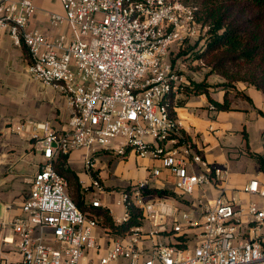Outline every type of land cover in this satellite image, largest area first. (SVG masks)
<instances>
[{"label": "built area", "instance_id": "built-area-1", "mask_svg": "<svg viewBox=\"0 0 264 264\" xmlns=\"http://www.w3.org/2000/svg\"><path fill=\"white\" fill-rule=\"evenodd\" d=\"M57 1L62 13L45 14L61 31L46 35L30 29L34 0H0V31L28 49L30 75L57 90L71 111L62 131L22 128L40 142L45 162L21 214L0 222V264H264V182L255 177L242 188L259 205L225 198L228 169L203 159L183 131L178 107L169 106L181 82L171 54L207 38L209 26L197 20V9L184 0ZM77 150L86 152L92 191L103 190L99 153L133 154L160 161L184 201L150 193L154 186L146 181L131 183L121 195L125 217L116 222L126 220L131 205L144 222L112 237L77 208L53 168L60 154ZM161 177L156 168L149 180ZM210 188L219 194L213 197ZM91 204L105 207L98 198Z\"/></svg>", "mask_w": 264, "mask_h": 264}, {"label": "crops", "instance_id": "crops-1", "mask_svg": "<svg viewBox=\"0 0 264 264\" xmlns=\"http://www.w3.org/2000/svg\"><path fill=\"white\" fill-rule=\"evenodd\" d=\"M34 4L37 12L30 21V29L38 30L46 35H54L60 32L61 29L50 26L48 17L45 14V11L62 13L60 3L57 0H34ZM30 63L31 58L28 49L24 45H14L9 35L0 31V145H4L3 148H0V166L3 165L4 159L9 160V155L15 156L13 160L14 167H11L13 174L11 175L16 180L21 179L20 177L23 176L20 172L16 173L15 170L22 161L18 158L21 150L25 147L24 145H32L34 150L37 148L42 157L40 142L31 141L28 132L22 129L24 125L45 124L56 131H62L66 128L71 114L66 101V107H62L60 102L56 104L54 98L53 112L50 113L54 117L53 122H50V124L45 123L47 112L40 105H44L46 97L44 91L34 87L35 79L27 72ZM8 85L11 86V89H7ZM237 90L248 96L253 105L241 97H237L234 98L233 103L235 110L217 112L211 110V104L207 97L202 95L197 97L199 101L190 98L184 106L178 107L176 112L182 123L183 131L194 141L195 147L199 150L203 159L208 163L228 169L229 173L222 184V187L226 190L225 198L230 199L234 191H239L240 199L250 202L255 198L244 194L242 192L243 186L255 177L264 182V173L252 157L253 154H264L262 139L264 117L259 114V112L264 113V93L244 83H238ZM223 94V92L219 93L218 97L214 99L222 101ZM229 97L233 99L232 94ZM57 110H59L60 116H58ZM63 115L66 116L65 121L60 118ZM31 120L35 122L29 123ZM85 154V150L73 151L69 155L68 162L71 169L79 176L80 183L86 191V199L91 204L96 197L95 191L90 189L92 178L85 169ZM105 157H109L108 170H106L107 167L103 162ZM114 159L120 160L117 163L116 170L111 169ZM98 160L101 166L97 164ZM127 161H131L134 164L133 168L136 170L144 165L145 170L140 171V176L143 179L146 177L149 179L152 171L149 166L154 163L152 159H141L133 154L124 159L115 158L107 153L97 155L96 170L100 175L101 184H106L111 189L110 193L114 191L112 187H117L112 176L119 178ZM78 162L83 163L81 171L76 166ZM137 162L140 163V166L136 165ZM41 164H38L36 172ZM252 164H255L256 168L251 172ZM156 168L162 169V177L160 181L155 182L154 188L172 190L174 179L170 172L158 165L154 166V169ZM132 181V183H136L143 180L134 179ZM164 183H169L171 187L164 185ZM128 186L125 185L122 188L119 207L112 208L106 204L104 198L101 199L115 221L125 217L126 209L121 204V195ZM29 191L23 190L17 183L0 187V205L2 207L0 222L10 221L21 214V207ZM210 191L213 197L220 192L212 188H210ZM89 195L91 199L88 198ZM176 202L183 203L178 200Z\"/></svg>", "mask_w": 264, "mask_h": 264}, {"label": "trees", "instance_id": "trees-1", "mask_svg": "<svg viewBox=\"0 0 264 264\" xmlns=\"http://www.w3.org/2000/svg\"><path fill=\"white\" fill-rule=\"evenodd\" d=\"M186 4L195 7L197 20L209 26L205 44L187 41L180 50L188 49L195 52V58L207 62L212 72L226 80L223 100L217 101L210 95V85L206 83H191L185 87L187 99H175L180 92H172L169 106L182 107L192 96L205 95L212 105V110L227 112L235 110L234 98L241 97L249 104L252 100L237 90L238 83L255 87L264 93V0H184ZM202 46V47H199ZM187 54V52H183ZM183 91V92H184ZM233 95V99L229 95ZM192 95V96H191ZM189 96V97H188ZM264 117V113L259 112ZM264 143V132L262 134ZM260 170L264 173V154L252 155ZM69 155L60 154L53 162L54 170L67 181V193L77 208L86 216L95 219L112 237L130 233L133 228L144 222L141 209L131 205L127 210V218L117 223L105 207H93L86 199L77 173L69 166ZM150 193L158 196H168L178 201H184L174 190L149 188Z\"/></svg>", "mask_w": 264, "mask_h": 264}, {"label": "rangeland", "instance_id": "rangeland-1", "mask_svg": "<svg viewBox=\"0 0 264 264\" xmlns=\"http://www.w3.org/2000/svg\"><path fill=\"white\" fill-rule=\"evenodd\" d=\"M185 2V1H184ZM84 41H88L90 38L89 37H85L82 38ZM187 45L185 47V51L187 52V54H183V49L179 50V51H175L171 54V61L173 66L176 68L177 74L179 75V77H181V82H180V88L179 91L176 95H175V99H181V100H185L187 99L186 93H185V87H189L191 85V83H206L207 85H210V95L212 98L218 97L219 93L224 91V88H226V86L228 85L226 80L223 79L221 76H219L218 74L212 72V68L210 66H208L207 62H203L202 60H198L195 58V52H197V50L199 49H195L194 51H191L190 49H188ZM194 46V41H192V43L190 44V47ZM202 47V46H199ZM27 72L30 75L29 72V67ZM32 77V76H31ZM34 87L44 91L45 94V102L44 105L41 104L40 106L43 107L44 110H46V114H47V118L45 120V123L50 124V122H53L54 117H52L50 115V113L53 112V104H54V98H55V102L56 104L60 102V104L62 105V107H66V102L64 100V98L56 91L54 90L52 87L47 86L39 81L34 80ZM7 89H11V86H7ZM184 91V92H183ZM192 96V95H191ZM189 97V96H188ZM198 96H192L190 98L195 99L196 101H199V99L197 98ZM170 99V98H169ZM42 109V108H41ZM40 109V110H41ZM58 116H60V112L59 110L56 111ZM51 116V117H49ZM62 120H66V116L63 115L62 117H60ZM49 120V121H47ZM35 122L34 120H31L29 123H33ZM43 132L40 131V136H42ZM34 141L35 140H32ZM4 145H0V148H3ZM24 149L21 150L19 158L20 163L19 166L16 167V173L20 172L21 179L16 180L13 178V172L11 171V167H14L13 164V160L15 159V156L13 155H9V160L10 162H8L9 160H3V165L0 166V187H4V186H8V185H12L14 183H17L20 185V187H22L23 190H30V183L32 181V179L34 178L35 172L37 170V166L40 163H44L45 160L41 157L39 151L37 150V148H35L32 145H24ZM108 160L109 157H105L103 162L106 165V170L109 169L108 167ZM118 161H120L119 159H114L112 161L111 164V169L112 170H116L117 168V163ZM154 162V163H153ZM153 164H150V170L154 169L155 165H158L160 167H162V164L160 163V161L158 160H153ZM97 164H99L101 166L100 161H97ZM140 163L137 162L136 165H139ZM143 165V164H142ZM77 168L79 171L82 170L83 168V163L82 162H78L76 164ZM140 166V165H139ZM134 164L131 163V161H127L125 163V166L123 168L122 175L117 178L116 176H112V179H114L117 187H112L114 189L113 192L110 193L109 187L106 184L102 185L103 190L99 191L97 189H95V197L98 199H103L105 200L106 204L109 205L110 207L114 208V207H119L120 203V194L122 191V188L125 185H130L133 181L132 180H143L146 181L147 183H149L150 185L154 186L155 182H152L148 179V177H146L145 179H143L140 176V171L145 170V166H140L136 169L133 168ZM256 168L255 164L251 165L250 171L252 172L254 169ZM14 182H13V181ZM164 185L171 187V185L169 183H164ZM232 198L235 202L240 200V196H239V191H234L232 193ZM89 199H91L90 195L88 196ZM253 203L259 205L260 204V199L255 198L252 200ZM261 206V205H260ZM1 205H0V213H1ZM1 218V217H0ZM147 226V225H146ZM9 258L11 260H16L17 256L15 255H9Z\"/></svg>", "mask_w": 264, "mask_h": 264}]
</instances>
